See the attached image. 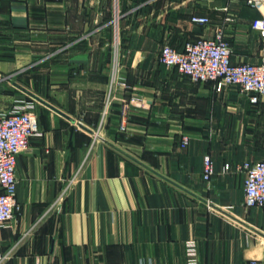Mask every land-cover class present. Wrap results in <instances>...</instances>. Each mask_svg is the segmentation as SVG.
I'll return each instance as SVG.
<instances>
[{"label":"crops","instance_id":"1","mask_svg":"<svg viewBox=\"0 0 264 264\" xmlns=\"http://www.w3.org/2000/svg\"><path fill=\"white\" fill-rule=\"evenodd\" d=\"M218 27L234 62L264 56V3L0 0V113L32 101L40 128L18 156L1 264L264 261V206L244 205L236 169L264 159V96L158 58Z\"/></svg>","mask_w":264,"mask_h":264},{"label":"built area","instance_id":"2","mask_svg":"<svg viewBox=\"0 0 264 264\" xmlns=\"http://www.w3.org/2000/svg\"><path fill=\"white\" fill-rule=\"evenodd\" d=\"M247 1L254 5L264 3V0ZM191 20L199 24L211 23L207 15L195 14ZM231 55L232 47L223 29L218 27L213 37L188 39L182 49L168 44L161 46L158 58L162 64L176 67L194 82L215 81L220 90L225 85L238 86L252 104H257L264 96V56L258 62H234ZM39 132L38 115L32 101L0 113V228L7 226L20 211L17 160L21 152L29 150L31 139ZM189 140L188 135H183L181 145H187ZM203 165V177L209 180L215 173L214 161L209 154L204 156ZM225 167L229 169L230 164ZM236 169L245 174L244 205L264 206V159L244 160ZM68 189L69 186L63 188L59 199ZM191 255V260H195L193 251ZM6 257L0 251V264ZM244 264H264V261L251 258Z\"/></svg>","mask_w":264,"mask_h":264},{"label":"water","instance_id":"3","mask_svg":"<svg viewBox=\"0 0 264 264\" xmlns=\"http://www.w3.org/2000/svg\"><path fill=\"white\" fill-rule=\"evenodd\" d=\"M38 98V97H37ZM39 99V98H38ZM40 100H42V99H40ZM42 101H44V100H42ZM45 102V101H44ZM46 103V102H45ZM81 125H82V123H80ZM82 126H84V125H82Z\"/></svg>","mask_w":264,"mask_h":264},{"label":"rangeland","instance_id":"4","mask_svg":"<svg viewBox=\"0 0 264 264\" xmlns=\"http://www.w3.org/2000/svg\"><path fill=\"white\" fill-rule=\"evenodd\" d=\"M238 87V86H237Z\"/></svg>","mask_w":264,"mask_h":264}]
</instances>
